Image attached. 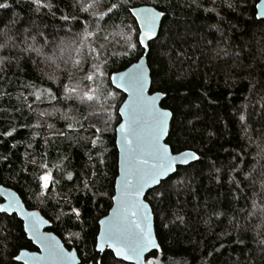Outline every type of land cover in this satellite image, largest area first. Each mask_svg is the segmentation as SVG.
<instances>
[{
	"label": "snow or ice",
	"instance_id": "obj_1",
	"mask_svg": "<svg viewBox=\"0 0 264 264\" xmlns=\"http://www.w3.org/2000/svg\"><path fill=\"white\" fill-rule=\"evenodd\" d=\"M25 2L38 17L47 16L49 13L55 17V13L60 11L59 4L65 3V0ZM14 3L18 5L20 0H14ZM208 4L212 6L206 7ZM177 6L195 9L210 18L214 15L220 21L224 19L222 10L243 14L248 7L246 0H183L179 5L177 0H155L153 6L139 8L134 5L129 7L128 0H113L110 4L104 3V0H72L66 7L74 9L75 14L61 13L59 18L65 23L75 21L79 25V14H84L82 30L73 33L69 27L64 30V36L57 33L51 39L50 34L34 21L29 27L18 28V13H13L10 17H0V88H3L0 91V99H12L11 93L3 86L11 85L12 77L19 78L22 74L27 79L20 80V87L27 91L28 95L25 96L24 91H21L15 99L30 112H36L40 118L59 113V118L66 122L67 131L55 129L54 125L48 124L47 128L52 130L53 135L72 140L75 144L83 142L85 147L91 145L92 150L100 151L104 145L105 134L116 118L118 127H113L112 130L119 133V140L115 142L120 144L122 151L120 177L115 181L119 196H109V199L115 200L116 206L112 208L111 215L99 219V235L92 239L91 252L87 251L88 236L83 227L86 221L78 199L77 205L74 206L67 195L58 194L57 204L62 201L67 210L61 209L54 218L44 219L37 212H25L15 193L4 192L7 203L0 204V214H3L0 215V220L15 219L13 213L21 215L24 220L21 232L28 234V239L40 246L43 255L23 250V246L16 243L19 237L10 241L11 233L4 229L0 232V251L6 252L10 245L13 251L7 255L3 264H13V261L23 264H124L125 261H133L134 264H177L168 255L172 251L171 247L162 246L156 238L153 215L170 213L171 218L167 222L165 216L160 217L162 228L186 224L179 197L182 193H195L192 182L199 172L203 154L199 150L179 151L173 147V138L179 143V136L184 134L181 128L191 125L192 121H186V125L181 124L180 128L172 127L175 111L162 105L167 90L160 88L155 90V94H146V91H152L151 86L155 84V79L149 75L150 67H146L143 58L153 48L160 50L161 58L167 57L171 62L170 74L177 63H196L200 60V57L188 54L189 51H195L194 48L177 51L170 31L164 30V21L167 20L170 10ZM252 7L253 22H258L264 33V0H259ZM12 8L13 3L8 0L0 2V9ZM121 12L130 13L134 18L132 24L114 26V34L108 33L101 37L99 33L105 30L97 22L107 23V20ZM47 27L44 25V28ZM93 27L97 31H92ZM219 30L217 27L216 31ZM100 39H103L104 43L96 46L95 40ZM114 45L123 49L119 53L121 56L135 54L139 63L132 64L127 72L118 75L106 74L108 58L105 53ZM203 48L201 56L207 55L210 60L219 61L223 57L233 56L238 60L240 57L239 52L230 54L228 48H213L211 40ZM261 51L264 52V48ZM173 55L177 57L175 61ZM239 67L237 65L224 71L226 87L244 81L245 77L237 71ZM248 68L252 69L253 65H248ZM10 72L12 76H9ZM78 73L82 75L78 77ZM175 78L180 81L186 76L180 71ZM252 79L249 81L248 91L253 93L255 98L244 97V102L236 109L237 123L242 133V142L237 144L239 150H233L232 161L224 171L216 168L214 162L210 165L216 173L213 178L217 184L226 182L232 186L233 202L244 199L246 203L239 208L233 207V214L227 216L217 203L209 199L204 201L200 218L205 225L210 226V232L213 219L222 224L221 217L227 218V225L223 230L213 233L216 241L207 252L208 257H213L214 253H219L225 248L226 241L245 245L248 233H252L254 243L259 246L260 253L264 254V84L257 90ZM106 81L128 94L129 100L123 106L109 103L110 100L116 99V93L104 89ZM45 83L49 86L44 87ZM52 85L56 86L55 91ZM204 95L207 97V93ZM29 97H32L33 103L36 104L44 103L45 100L50 104L52 101L63 102L68 104L69 110L79 101L80 104L86 105V109H76L82 119L69 115L68 110L61 112L55 106L52 112L38 111L33 108V103H28ZM158 101L161 102L160 106ZM189 107L199 110L200 105ZM15 110L23 115L20 107ZM0 112L6 113L7 109L0 108ZM119 118H123V122H120ZM85 122L88 127H85ZM253 124H259V127L253 128ZM23 127L39 129L43 125L40 122L34 125H16L6 121V126L0 127V145L7 147L8 138L15 139V135L19 134V129ZM81 130L90 134L87 137L82 136L79 134ZM39 135V132H33L31 141H35ZM208 135L212 136L213 133L209 132ZM44 140L45 146L52 142L51 137H45ZM31 141L27 144L29 149L33 148ZM16 147V144H12V148ZM46 155L42 152L28 155V162L39 170L36 175L38 191L34 195L41 204L50 199L49 193L57 184L65 178L73 180L71 172H68L66 177L61 175L57 178L52 168L60 171L61 165L55 164L50 168ZM36 157L39 158V163ZM2 158L8 159L7 156ZM88 159L91 161L92 155H89ZM98 162L103 163L102 160ZM89 174L97 175L98 172L92 171ZM224 174L228 176L227 181L223 180ZM90 183L94 184V181H83L85 191L89 189ZM246 190L251 193L250 196L246 195ZM173 197H176L175 201ZM152 203L157 207H150ZM49 220L59 221L57 227H65L69 241H79L84 245L82 258L77 259L78 253L66 252L50 232L41 231V227L48 224ZM72 228H79V231L73 232ZM216 243H219V247H216ZM251 259V256L246 257L244 261L237 258L232 264H248ZM205 264L213 262L206 260Z\"/></svg>",
	"mask_w": 264,
	"mask_h": 264
},
{
	"label": "trees",
	"instance_id": "obj_2",
	"mask_svg": "<svg viewBox=\"0 0 264 264\" xmlns=\"http://www.w3.org/2000/svg\"><path fill=\"white\" fill-rule=\"evenodd\" d=\"M3 2V0H0ZM13 3V8L9 10L0 9V17H10L13 13H18L20 23L18 28L31 26L34 21L37 25L50 34L49 38L57 35H65V29L71 27L72 32H80L83 27L85 19L84 14H79L80 24L77 25L75 21L65 23L60 20L61 13L75 14L74 9L66 7V4H71L72 0H65V3H60V11L55 13V17L49 13L47 16L38 17L27 6L25 0H20L17 5L14 0H8ZM113 0H104V3L110 4ZM155 0H128V6H153ZM183 0H177V4H181ZM248 7L243 14L230 13L228 10H222L221 15L224 17L223 21L218 20L214 15L210 18L203 12H198L195 9L189 10L182 7H175L170 10L167 20L164 21L165 32L170 31L172 38L175 40L174 47L177 51L182 49L194 48L195 51H189V55L193 57H200L196 63L184 62L177 63L173 68L171 74L169 73V66L171 62L167 57L161 58L160 50L153 48L147 54L148 66L150 67L151 76L155 79V84L151 86L152 94L155 90L163 88L167 90V96L163 99L162 105L175 111V120L172 122V127L180 128L181 124L186 125V121L191 120V125H186L181 128L183 135L179 136V143L175 142L173 138V147L179 151L185 149L199 150L203 154V160L199 165V172L195 175L192 184L196 189L195 193H182L179 197L183 208L182 215H184L186 224H174L168 228L160 226V217L165 216V222L171 218L170 213H161L155 217V228L159 243L162 246L171 247L172 251L168 253L177 264H205L206 260H211L213 264H232L239 258L244 261L246 257L251 256L252 259L248 264H264V254L260 253L259 246L254 243L252 233L246 236V244L241 245L237 243H228L226 247L221 249L219 253H214L213 257H208L207 252L211 250V245L216 241V236L213 233H219L227 225V218L221 217L223 223H219L215 219L212 221L211 232L210 226L205 225L201 220L203 204L206 199H209L218 204L221 211L231 216L233 207L239 208L245 205L246 201L241 199L233 202L232 186L228 183L217 184L213 178L216 173L213 172L210 165L214 162L216 168H221L222 171L232 161L233 150L238 151L237 144L241 143V130L237 123L238 113L236 109L244 102V97L255 98L253 93L248 91L250 87V79L257 90L261 89L264 84V33L261 31V26L254 20V9L252 5L259 2V0H246ZM211 7V4L205 5ZM107 19V18H106ZM133 17L128 12H121L118 16H113L111 20L98 21L99 25L104 28V32L99 33L101 37L108 33L115 32L114 26H122L123 24H132ZM47 25V28H44ZM2 26V25H0ZM215 26V27H214ZM219 31H216V28ZM97 31L95 27L91 29ZM95 39V38H93ZM111 39V37H109ZM213 42V48L219 46L221 48H228L230 54L239 52V59L223 57L221 60H210L207 55L201 56L203 46L208 41ZM103 39L95 40V45L103 44ZM171 43V41H170ZM229 44L231 47H229ZM123 49L118 45H114L108 49L105 56L108 58V66L105 72L116 74L128 69L132 64L139 60L136 55L121 56L119 53ZM115 53V55H113ZM177 57L173 55L175 61ZM114 61V62H113ZM226 62V63H225ZM240 67L237 69L240 75L244 76L243 82L235 84L231 87H226L224 71L228 68ZM248 65H253L252 69ZM180 71L185 73L186 78L180 81L176 80V74ZM250 72V76H249ZM82 73H78L79 77ZM12 76V73H9ZM27 79L22 74L19 78L12 77V84H5L3 87L11 93L12 99H0V108L7 109L6 113L0 112V127L6 126V121L16 125L26 124L34 125L40 122L43 127L33 129L31 127H23L19 129V134L15 135V139L8 138L7 147L0 145V185L10 188L17 192L24 204L29 210H37L48 219L55 217L61 209L67 210L66 205L61 201L57 204V195H67L72 205H77L79 200V207L84 212L83 225L87 232V251H92V239L99 234V219L104 218L110 212L113 206V200L109 196L115 195V181L119 173V152L117 148V133L112 130L113 127H118L117 119L114 118L112 126L105 134L104 145L100 151L92 150L91 145L84 146L83 142L80 144L73 143L72 140H66L63 137L53 135L52 130L47 128L48 124L54 125L55 129L67 131L66 122L59 118V113L40 118L36 112H30L26 106L20 104L15 97L24 91V95L28 93L20 87V80ZM163 80V83H161ZM37 83H40L37 81ZM49 86L48 83L43 85ZM95 87V85H92ZM53 91L56 86L52 85ZM104 89L108 92H115L116 99L110 100L109 103L113 105L122 106L126 96L116 88L113 84L106 81ZM3 88H0L2 91ZM207 93V97H205ZM28 103H33V98L29 97ZM71 103V102H69ZM199 104L200 108H190V105ZM53 106L59 108L61 112L68 110L69 115L76 116L77 119H82L78 108H85L79 101L73 104L71 110L66 103H57L52 101L50 104L47 100L44 103H33V108L38 111H53ZM20 107L21 112L15 109ZM258 119V118H257ZM121 122V118H119ZM85 127H88L85 122ZM259 124H253V128H258ZM39 132L40 135L36 137L35 141H31V134ZM213 133L209 136L208 133ZM87 137L90 133L81 130L79 133ZM45 137H51L52 142L45 146ZM114 138V139H113ZM31 141L33 148L29 149L27 144ZM12 144H16V148H12ZM35 152L46 153V159L52 165L60 164V171H56L57 178L61 175L66 177L68 172L73 174V180L69 181L66 178L57 184L49 193L50 199L43 204L34 195L37 189L36 175L39 170L35 169L34 165L28 162V155ZM92 155L93 159L90 161L88 156ZM7 156L5 160L2 157ZM39 163V158L36 157ZM102 160L103 163L98 161ZM92 171H97V175H90ZM211 173V175H210ZM227 174L223 175V180L227 181ZM239 179V177H238ZM93 183L89 184L87 191L83 188V181ZM243 187V185H242ZM246 195L251 193L246 190ZM173 201L176 197L172 198ZM151 207L156 208L155 203L150 204ZM175 208V205H173ZM250 208V204H249ZM46 214V215H45ZM3 215V214H0ZM15 219L0 220V232L7 229L11 235L9 240L14 237H19L16 241L18 245L23 246V250L38 251L33 243L28 239L27 234L21 232L23 222H21L16 215ZM52 231L59 236L69 250H76L79 257L84 256V245L79 241H69L67 239L68 232L64 226L57 227L59 221L49 220ZM71 231L78 232L79 228H72ZM7 234V233H3ZM219 247V243H216ZM13 251L10 245L6 252L0 251V264H3L4 259L9 253ZM13 264H20L13 261ZM124 264H129L124 262Z\"/></svg>",
	"mask_w": 264,
	"mask_h": 264
},
{
	"label": "water",
	"instance_id": "obj_3",
	"mask_svg": "<svg viewBox=\"0 0 264 264\" xmlns=\"http://www.w3.org/2000/svg\"><path fill=\"white\" fill-rule=\"evenodd\" d=\"M141 7H145V6H141ZM149 7H150V6H149ZM138 8H139V7H138ZM143 58H144V61H145V65H146V67H149V66H148V60H147V55H144ZM137 63H139V61H138ZM131 67H132V65H131L129 68H131ZM129 68H128V69H129ZM128 69H126V70H124V71H122V72H119V73L127 72ZM119 73H116V74H114V75H118ZM149 75L151 76V71L149 72ZM117 82H119V80H118ZM113 86H114V88H116L115 85H113ZM116 89H117V88H116ZM117 90H119V89H117ZM119 91H121V90H119ZM121 92L126 96V99H125V101H124V103H125V102H127V101L129 100V96H128V94H127L126 92H123V91H121ZM146 94H148V95H152L151 91H146ZM124 103H123V104H124ZM160 105H161V102L158 101V106H160ZM122 106H123V105H122ZM121 122H123V118H121ZM116 136H117V140H119V133H117ZM117 148H118V152H119V173H118V177H117V179H119V177H120V161H121V156H122V151H121V147H120V144H119V143H117ZM117 179H116V180H117ZM116 188H117V185L115 184V195H114V196H119V192L116 191ZM4 192H12V193H15L17 199L20 200V203H21V205L23 206V210H24L25 212H37V213H39L44 219H46V218L42 215L41 212H39V211H37V210H29V209L26 207V205L24 204V202H23V200L21 199V197L17 194V192H15L14 190H12V189H10V188H7V187H5V186H2V185H0V204H6V203H7V200L5 199V196L3 195ZM115 206H116V202H115V200H113V206H112V208L115 207ZM150 207H151V206H150ZM112 208H111L110 212L108 213V215H111ZM13 215H16V216L18 217V219H19L21 222L24 223L23 217H22L21 215H17V214H15V213H13ZM108 215H107V216H108ZM102 219H103V218H102ZM51 226H52V225H51V223H50V221H49L48 224L43 225V226L41 227V231H42V232H44V231H48V232H50V234H51L52 236H54V237L60 242L61 245H63V247H64V249H65L66 252H70V253H78L76 250H69V249L65 246L64 242L62 241V239H61L59 236H57V235H56L55 233H53L52 231H49V229L51 228ZM99 227H100V225H99ZM153 228H154V233H156V228H155V217H154V215H153ZM98 235H99V234H98ZM27 236H28V234H27ZM156 238H157V235H156ZM157 240H158V238H157ZM158 242H159V241H158ZM32 243H33V242H32ZM33 245L37 248L38 251H28V250H25V251H28V252H30V253H35V254H37V255H43V252L40 251V246H39L38 244H36V243H33ZM77 259H80L79 254H78V256H77ZM125 262H126V263H129V264H134L133 261H125ZM18 263L23 264V262H18Z\"/></svg>",
	"mask_w": 264,
	"mask_h": 264
}]
</instances>
